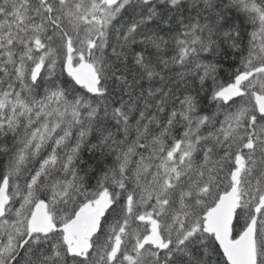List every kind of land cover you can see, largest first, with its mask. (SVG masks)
Segmentation results:
<instances>
[{
	"label": "snow or ice",
	"instance_id": "snow-or-ice-1",
	"mask_svg": "<svg viewBox=\"0 0 264 264\" xmlns=\"http://www.w3.org/2000/svg\"><path fill=\"white\" fill-rule=\"evenodd\" d=\"M0 264H264V0H0Z\"/></svg>",
	"mask_w": 264,
	"mask_h": 264
}]
</instances>
